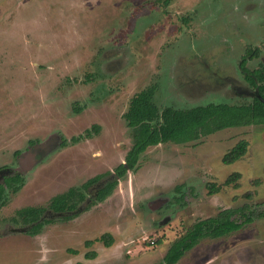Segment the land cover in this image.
I'll use <instances>...</instances> for the list:
<instances>
[{
	"label": "rangeland",
	"instance_id": "374dc122",
	"mask_svg": "<svg viewBox=\"0 0 264 264\" xmlns=\"http://www.w3.org/2000/svg\"><path fill=\"white\" fill-rule=\"evenodd\" d=\"M256 49L250 70L264 67V0H0V182L25 178L0 209V264H164L198 220L244 205L253 223L204 239L177 264H264L263 127L152 147L105 200L36 236L35 223L18 215L103 178L80 188L87 198L79 207L91 205L133 146L124 114L150 85L160 109L251 104L232 80L255 90L240 63ZM93 126L98 133L71 144ZM242 140L247 154L225 165ZM237 172L238 187L224 185ZM209 183L220 192L210 195ZM106 233L111 247L97 242ZM91 252L96 259L85 257Z\"/></svg>",
	"mask_w": 264,
	"mask_h": 264
},
{
	"label": "trees",
	"instance_id": "16d2710c",
	"mask_svg": "<svg viewBox=\"0 0 264 264\" xmlns=\"http://www.w3.org/2000/svg\"><path fill=\"white\" fill-rule=\"evenodd\" d=\"M250 57H257L259 50L250 54ZM247 60L241 63V71L245 75L246 81L257 90L256 96L251 104L230 105V104H209L198 106L189 110L167 109L160 115L158 108L153 102L155 90L148 88L138 93L131 101L128 112L124 115L128 125L133 128V146L125 158V164H121L116 169V175L121 179L128 171H135L139 165L140 156L149 148L160 143L174 142L176 144L198 142L203 137L216 134L230 128L260 126L264 125V67L256 70L247 68ZM99 126H93L91 131L98 133ZM77 141V139L75 140ZM32 142H30L31 144ZM248 142L240 141L230 149L223 157L225 165H231L241 160L248 152ZM240 173L232 174L224 185L238 187ZM100 178V177H99ZM97 179V178H96ZM89 180L83 188L94 184V180ZM100 180V179H99ZM98 180V181H99ZM25 178L21 175L8 177L4 184H0V209L6 205L7 191L19 192L24 186ZM118 185L117 179L101 190L99 201H103L112 194ZM209 194L214 195L220 192L221 186L207 184ZM75 189H71L67 194L54 197L49 206L50 209L58 212L63 211L67 201ZM252 194L246 195L248 200L252 199ZM46 208L26 207L18 211V215L26 222H37L34 224L30 235H37L42 227V222L38 223ZM258 218H264V213L258 214ZM255 219L251 205H244L240 208L221 209L214 217L200 219L187 231V233L175 241L164 257V264H177L187 252L194 249L204 239H220L242 230L245 226L253 223ZM46 222H49L48 220ZM97 242H103L106 247L114 244L112 235L106 233ZM95 242L87 241L86 247H91ZM76 253V252H75ZM89 260L97 258L96 252H91L85 256Z\"/></svg>",
	"mask_w": 264,
	"mask_h": 264
},
{
	"label": "flooded vegetation",
	"instance_id": "af4514ba",
	"mask_svg": "<svg viewBox=\"0 0 264 264\" xmlns=\"http://www.w3.org/2000/svg\"><path fill=\"white\" fill-rule=\"evenodd\" d=\"M256 50H259V49H256ZM256 50H254V51H256ZM254 51L252 50V51H249L248 53H250V54H254ZM260 51V50H259ZM247 53V55L242 59V61L244 60V59H246L247 61H248V59H252L253 57H250V55ZM242 61H241V63H242ZM241 63H240V70H241ZM247 64V63H246ZM243 73V72H242ZM244 74V73H243ZM247 82V81H246ZM232 83H233V85H234V89L236 90V92H238V93H240L241 95L243 94V95H250V96H252L253 97V100H254V98H255V96H256V93H257V90L255 89V90H251L252 92L250 93L249 91V89L246 87V86H244L245 88H247V91L249 92V94H244V92H240V88H243V85L242 84H240L239 82H237V81H235V80H232ZM248 83V82H247ZM249 84V83H248ZM250 85V84H249ZM251 86V85H250ZM148 88H154V90H155V94H154V98H153V102H154V104H155V106L158 108V110H159V113H160V115H162V113L165 111V110H167V109H173V110H189V109H192V108H195V107H198V106H195V107H192V108H188V109H178V108H174V107H165L164 109H160L159 107H158V105H156V103H155V96H156V93H157V86L156 85H150L149 87H146L145 89H143V90H146V89H148ZM253 88V87H252ZM254 89V88H253ZM143 90H141L140 92H142ZM140 92H138V93H140ZM137 93V94H138ZM137 94H135L133 97H132V99L137 95ZM132 99L130 100V103H131V101H132ZM211 104H214V103H211ZM219 104H228V103H219ZM209 105V104H208ZM231 105V104H230ZM199 106H207V105H199ZM129 107H130V104H129ZM128 110H129V108H128ZM128 112V111H127ZM126 112V113H127ZM125 113V114H126ZM124 114V115H125ZM124 120L126 121V119L124 118ZM127 122V121H126ZM260 126H264V125H260ZM127 127L129 128V129H131V131H132V135H133V128L132 127H130L129 125H128V123H127ZM248 127H252V126H248ZM238 128H247V127H238ZM230 129H232V128H230ZM236 129V128H235ZM227 130V129H226ZM219 133V132H218ZM88 134V133H87ZM82 135V136H79V137H74L73 139H72V141H71V144H73V145H76V144H78V143H80V142H82V140L83 139H86V138H90V137H92V131H91V133L90 134H88V135ZM214 135V134H213ZM209 136H211V135H209ZM206 137H208V136H206ZM204 138V137H203ZM64 140L61 142V144L59 145V148H67V146L68 145H70V142L69 141H67L65 138H63ZM77 139V141H75ZM132 140H133V137H132ZM59 141V143H60V140H58ZM57 141V142H58ZM33 143V142H32ZM31 143V144H32ZM190 143H194V142H190ZM30 144V145H31ZM165 144H176V143H174V142H168V143H164V144H162V143H160V144H158V145H155V146H152V147H157V146H160V145H165ZM183 144H189V143H183ZM176 145H181V144H176ZM152 147H149L148 149H150V148H152ZM132 148V147H131ZM147 149V150H148ZM146 150V151H147ZM145 151V152H146ZM129 152V151H128ZM144 152V153H145ZM143 153V154H144ZM141 157V156H140ZM126 158V157H125ZM139 162H140V159H139ZM123 164H125V162L123 163ZM120 166V165H119ZM118 166V167H119ZM117 167V168H118ZM116 168V169H117ZM0 171H2V170H0ZM130 172H133V171H128V173H130ZM128 173L126 174V176L128 175ZM22 176V175H21ZM125 176V177H126ZM23 177V176H22ZM109 177H111V179L109 180L110 182H108L107 184H105L104 186H102L99 190H98V192L96 193V195L95 196H92V202H91V205L90 204H88V206H87V208H85L84 210L83 209H81L79 206H80V204L81 203H84L85 202V200H86V198H87V196L83 193V190H89L92 186H94L95 184H97V183H99L103 178H100V181H97L96 183H94L93 185H91V186H89V187H87V188H83V186H84V184L81 186V187H77V188H70L67 192H65L64 194H67V193H69L70 192V190L71 189H75L76 190V192H74L73 193V195H71L70 197H69V199H68V201L66 202L67 203V205L65 206V208H64V210L63 211H58V212H56V211H54V210H52V209H50V208H47L46 209V211L41 215V217H40V220H39V222L38 223H43L42 224V227H41V229H40V231H39V233L41 232V230L45 227V226H47V225H50V224H53L55 221H56V218H60V217H65V218H67V216L68 217H70L69 219H73V218H76V217H79L82 213H84V212H86L85 210H88L91 206H93V205H95V202H98V203H101V201H99V199H98V196H99V193L101 192V190L102 189H104L105 187H107L109 184H111L115 179H117V181H118V184L120 183V181L121 180H123L124 178H120V177H118L117 175H116V170L114 171V172H112L111 173V175H109ZM6 178H8V177H6ZM6 178H5V180H6ZM4 180V181H5ZM4 181L3 182H0V184H4ZM88 182V181H87ZM86 184V183H85ZM83 189V190H81V189ZM75 196H77V200L74 202L73 201V203H71L70 202V200L73 198V197H75ZM48 215H49V217H48ZM45 217H48V218H45ZM49 221V222H46V221ZM36 225H37V222H34ZM38 233V234H39ZM37 234V235H38ZM36 236V235H35Z\"/></svg>",
	"mask_w": 264,
	"mask_h": 264
},
{
	"label": "water",
	"instance_id": "95a60500",
	"mask_svg": "<svg viewBox=\"0 0 264 264\" xmlns=\"http://www.w3.org/2000/svg\"><path fill=\"white\" fill-rule=\"evenodd\" d=\"M240 92H244V94H249V92L247 91V88H245L244 86H243V88H240ZM261 100L264 102V100L262 98H261ZM43 147H44V149H47V146L41 144L40 148L42 149Z\"/></svg>",
	"mask_w": 264,
	"mask_h": 264
},
{
	"label": "crops",
	"instance_id": "0c3cea01",
	"mask_svg": "<svg viewBox=\"0 0 264 264\" xmlns=\"http://www.w3.org/2000/svg\"><path fill=\"white\" fill-rule=\"evenodd\" d=\"M252 127H263L262 129L263 130H261V132H262V134L264 135V126H252ZM232 129H235V128H232ZM232 129H227V130H224L223 132H226V131H229V130H232ZM221 133V132H220ZM217 134V133H216ZM242 141H244V140H242ZM248 148H249V146H248Z\"/></svg>",
	"mask_w": 264,
	"mask_h": 264
},
{
	"label": "built area",
	"instance_id": "2783aa9c",
	"mask_svg": "<svg viewBox=\"0 0 264 264\" xmlns=\"http://www.w3.org/2000/svg\"><path fill=\"white\" fill-rule=\"evenodd\" d=\"M152 245H154V242H152Z\"/></svg>",
	"mask_w": 264,
	"mask_h": 264
}]
</instances>
